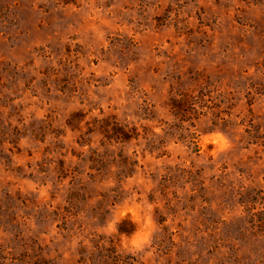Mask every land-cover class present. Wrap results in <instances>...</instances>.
I'll return each instance as SVG.
<instances>
[{"label": "rangeland", "instance_id": "1", "mask_svg": "<svg viewBox=\"0 0 264 264\" xmlns=\"http://www.w3.org/2000/svg\"><path fill=\"white\" fill-rule=\"evenodd\" d=\"M115 254L264 264V0H0V264Z\"/></svg>", "mask_w": 264, "mask_h": 264}, {"label": "trees", "instance_id": "2", "mask_svg": "<svg viewBox=\"0 0 264 264\" xmlns=\"http://www.w3.org/2000/svg\"><path fill=\"white\" fill-rule=\"evenodd\" d=\"M196 103H197V101L195 100L194 96L190 97V96L182 95L181 97L180 96L179 97H171L169 99L168 106H169V109L172 112V114L177 116L180 121L184 122L185 120L190 119L191 115H200V114H202L201 111L197 112V110L195 108V104ZM199 103H198V107L201 108V109L204 106H206L205 105L206 101H203L202 99L199 101ZM227 124H228V122L225 121L224 122V126L226 127ZM191 125L193 126L194 124L191 123ZM115 127H117V126H115ZM117 128H119V127H117ZM220 128H223V127H220ZM179 129H181L182 132H183V133H180L181 136H183V138H188V140L191 142L192 140H190V139H193L194 133L189 132L188 127H183L182 125L179 127ZM118 134H119V136H116L115 140L124 141V140L130 139L132 137V135H133V132L132 133H130L129 131L125 132L122 129V127H120L119 131H118ZM147 143H148V145L151 148H153V149L157 148L156 144L154 143L153 140L149 139L147 141ZM130 164L134 165L135 163L131 162ZM122 172H123V170L120 171V173H122ZM111 260H112L111 263L109 261H106L103 264H121V262H122L121 258L119 257L118 254L113 255ZM125 264H132V263L131 262H127Z\"/></svg>", "mask_w": 264, "mask_h": 264}]
</instances>
